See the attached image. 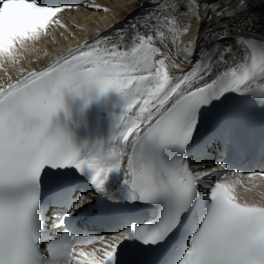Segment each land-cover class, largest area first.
<instances>
[{
  "label": "snow or ice",
  "instance_id": "6c2138e0",
  "mask_svg": "<svg viewBox=\"0 0 264 264\" xmlns=\"http://www.w3.org/2000/svg\"><path fill=\"white\" fill-rule=\"evenodd\" d=\"M149 3L115 40L86 41L0 88V264L78 257L79 264H139L126 257L142 253L156 254L157 264H264V204L241 202L238 181L210 183L230 169L244 175L237 162L264 165V86L252 87L264 78V42L233 36L244 29L221 23L247 0L236 8ZM63 11L38 0H0V58L12 60L17 44L39 39ZM206 20L211 47L196 58ZM193 22L198 35L184 46ZM233 44L246 46L241 55ZM178 59L190 68L176 74ZM84 88L114 90L125 103L105 140L77 146L51 129V117L63 106V90ZM212 149L217 167L193 169L189 156L206 158ZM81 217L107 234L80 232ZM49 219L57 238H48L45 256ZM97 244L90 253L78 250Z\"/></svg>",
  "mask_w": 264,
  "mask_h": 264
},
{
  "label": "bare ground",
  "instance_id": "6f19581e",
  "mask_svg": "<svg viewBox=\"0 0 264 264\" xmlns=\"http://www.w3.org/2000/svg\"><path fill=\"white\" fill-rule=\"evenodd\" d=\"M107 1L108 0H97L95 3V6L99 5L98 8H101V12L103 13H98V11L90 13V11L86 9H80L72 14H66L65 17L67 20L63 23L64 27L55 28L37 45L18 51L12 60L5 57L0 67V88H5L10 83L18 81L31 71L41 69L67 53L70 49L86 41L91 42L98 36L101 37V33L106 31V29L103 28L112 24L115 20L124 24L123 29L129 28L140 20L142 15L150 8L141 4L144 0H109L108 3ZM261 1L262 0H259L258 3L247 1L246 9L237 12V14H239L251 11V18L249 20H232L235 26L244 29L242 31L243 34H254L256 36L261 34L264 37V2L261 3ZM161 2L168 3L169 0H161ZM209 2L218 3L220 8H228L231 3H238L239 0H209ZM130 13H132V15L128 16ZM99 19L105 20V24L97 28L96 25H94V21H98L99 23ZM211 25L212 21L206 20L204 24L200 26L199 39L197 40L196 46V57L199 56V49L203 47L204 29ZM141 31H143V29H141ZM197 35V26L195 22H193L191 24V31L184 33L181 37L184 46L191 43ZM233 36L236 35L233 34ZM228 43L232 42L228 41ZM233 47L236 49V54L238 55L240 51L239 48L234 44ZM194 62L193 60V63ZM177 63H180L179 59ZM189 68L190 65L185 61L184 63H180L179 68H172L171 71L173 73H178L181 70H188ZM241 199L248 203L264 204V182L250 192L242 194ZM93 249L94 247L84 252L90 253Z\"/></svg>",
  "mask_w": 264,
  "mask_h": 264
}]
</instances>
